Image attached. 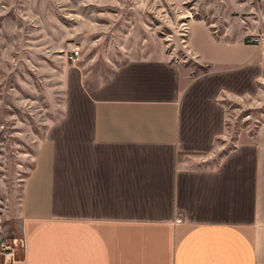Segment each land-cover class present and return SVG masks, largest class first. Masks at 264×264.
I'll return each instance as SVG.
<instances>
[{"label": "crops", "instance_id": "0c3cea01", "mask_svg": "<svg viewBox=\"0 0 264 264\" xmlns=\"http://www.w3.org/2000/svg\"><path fill=\"white\" fill-rule=\"evenodd\" d=\"M129 38L72 63L77 111L37 142L12 264H264V119L229 143L228 100L254 85L219 79L248 54L203 21L188 37L201 72Z\"/></svg>", "mask_w": 264, "mask_h": 264}, {"label": "rangeland", "instance_id": "374dc122", "mask_svg": "<svg viewBox=\"0 0 264 264\" xmlns=\"http://www.w3.org/2000/svg\"><path fill=\"white\" fill-rule=\"evenodd\" d=\"M194 21H203L221 44L235 43L253 63L219 78L237 92L254 85L244 99L228 100L233 144L264 119V48L252 42L264 32V0H0V264L24 254L21 181L37 142L77 111L67 54L79 47L92 56L97 47L128 45L130 37L201 72L207 66L188 54Z\"/></svg>", "mask_w": 264, "mask_h": 264}, {"label": "built area", "instance_id": "2783aa9c", "mask_svg": "<svg viewBox=\"0 0 264 264\" xmlns=\"http://www.w3.org/2000/svg\"><path fill=\"white\" fill-rule=\"evenodd\" d=\"M252 42L257 45V46H260L262 48H264V32L260 35H258L257 37H255ZM80 54H81V49L79 47H76V48H73L68 54H67V60L68 61H76L79 57H80ZM182 221V217L180 216L178 219H177V222H181ZM6 248L9 249V246H6ZM9 256L12 255V253H8Z\"/></svg>", "mask_w": 264, "mask_h": 264}]
</instances>
